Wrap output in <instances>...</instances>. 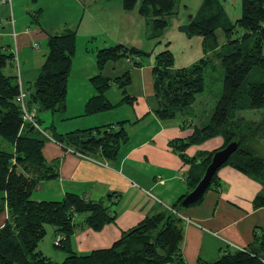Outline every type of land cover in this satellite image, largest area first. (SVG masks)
I'll return each mask as SVG.
<instances>
[{
  "label": "trees",
  "instance_id": "obj_1",
  "mask_svg": "<svg viewBox=\"0 0 264 264\" xmlns=\"http://www.w3.org/2000/svg\"><path fill=\"white\" fill-rule=\"evenodd\" d=\"M121 3L124 11L136 10L144 18L152 40L163 35L171 17L177 12L176 0H121ZM241 7V16L230 24L216 0H204L198 15L180 28L187 37L199 36L203 40V56L191 66L175 69L173 55L168 50L154 57L151 113L165 121L183 112L188 117L186 121L192 123L193 131L187 138L169 142L172 151L189 166L184 177L186 194L198 183L212 155L237 142L236 151L221 168L231 167L262 186L263 192L253 201V207L258 209L264 208V160L255 154V145L264 140V0H241ZM38 19L39 14L34 16L33 23L39 25ZM218 30L223 32L224 44L218 43ZM75 52L74 29H66L59 35H47L44 62L30 90L26 91L27 110L65 111L68 77ZM150 56V52L121 45L98 50L95 54L97 74L90 79L96 94L86 101L82 116L133 104L134 99L126 92L130 74L111 80L103 75L104 68L107 63L123 59H129L133 67L139 68L147 63ZM17 62L13 53L0 51V138L11 146V151L0 149V215L6 213L7 216L0 228V264L181 262L183 232L178 214L185 209L180 202L186 194L170 207L145 217L135 227L123 232L111 247L86 254L73 252L70 244L76 229L100 232L105 225L114 224L116 215L103 201H91L69 192L58 201H35L32 195L36 188L42 182L58 178V161L46 163L42 147L47 139H51L64 149L94 162H111L117 159L129 141L130 124L120 121L64 135L45 136L23 121L17 101L18 75L17 72L14 74V69L19 67ZM216 64L223 70L222 93L212 111L202 112L200 118L192 117L205 100L200 95L205 90L206 72ZM8 67L11 68L9 74L5 73ZM254 71L259 72V79L246 82ZM111 87L120 91L121 99L116 104L106 96ZM241 111L261 112V118L254 122L237 118L236 114ZM36 118L35 123L40 129ZM216 137L223 141L219 149L201 152L194 157L186 155L188 148L200 146ZM218 171L206 192L218 186ZM113 196L108 195V199ZM202 199L188 207L199 204ZM75 218L81 219L80 222ZM47 226L53 228L55 236H63L58 248L66 258L61 263L37 251ZM254 237L256 245L252 248L228 252L214 262L199 261L198 264H264V233Z\"/></svg>",
  "mask_w": 264,
  "mask_h": 264
},
{
  "label": "crops",
  "instance_id": "obj_2",
  "mask_svg": "<svg viewBox=\"0 0 264 264\" xmlns=\"http://www.w3.org/2000/svg\"><path fill=\"white\" fill-rule=\"evenodd\" d=\"M1 1V5L8 6V9L10 7L12 20L11 2L15 0L4 4ZM33 1L39 2V0ZM203 1L180 0L181 6L177 7L176 15L171 17L168 28L156 40H152L149 33L147 37L145 36L146 21L136 10L124 11L121 0H68L69 4L73 3L74 11L67 9L66 12L61 13L62 21H57L51 26H45L47 23L45 19L44 25H40L41 15L45 13L44 6L40 4L32 15L34 18L39 14V25L32 20L31 26H18L12 20V28H9V32L6 28L0 29V51L13 53L18 62L20 55L22 56V64L18 67L22 85L24 81L33 84L44 62L43 56L47 52L45 50L41 56L42 60L36 58L35 63L32 59H27L25 51L31 50L35 43L40 47L44 43L47 46V35H59L66 29H74L76 35H79L83 29L82 21H86L85 24L88 25H97V19H93L95 13L91 9L92 6L97 7L95 12L104 19V23L99 27L104 32L103 36L101 41L93 39L95 48L92 53L96 54L100 49L116 45L145 48L144 51L151 53L147 63L139 68L133 67L129 59L106 64L103 75L108 79L114 80L125 73L130 74L131 79L126 92L134 99L131 105L117 107L121 110L118 116L112 115L108 118L105 117L106 112L95 116H82L86 101L96 94L90 82V79L97 74L95 54L91 59L84 53L85 57L81 59L80 65L72 61L67 91L70 81H75L78 87L85 90L76 98L77 108L74 111L78 112L73 111L75 114L68 115L69 117L64 115L65 118H61L65 125L70 126L65 132H57L53 125L54 132L64 135L120 121H128L130 124L128 125L129 141L122 147L117 159L111 162L103 164L94 162L64 149L51 139H47L42 147V155L46 162L58 161V178L45 182L54 186L46 192L47 198L39 194L43 188H48L43 186L44 182H42L33 193L35 196L37 192L36 198H33L35 201H58L69 192L82 195L91 201H103L110 205L111 213L116 215L114 224L105 225L100 232L90 229L74 232L75 244L79 246L78 254L111 247L123 232L135 227L145 217L170 207L187 192L184 177L189 166L172 151L169 142L187 138L193 131L192 123L186 121L188 117L183 112L174 119L165 121L159 120L151 113L152 64L154 57L165 50L173 55L175 69L187 68L202 58V38L187 37L180 28L198 15ZM77 8L80 10L78 11ZM75 11L79 12L78 16L80 15L81 19L77 16L76 24ZM64 14L69 15L66 19L67 24L63 22ZM78 45L79 38L76 39L74 57ZM113 88L115 87H111L107 94ZM120 99L119 93L117 101H109L116 104ZM68 107L72 108V105H66L65 111ZM132 122L137 123L131 125ZM222 144V139L216 137L200 146L188 148L186 155L194 157L201 152H211L219 149ZM218 181V186L208 190L199 204L180 211L183 232L180 246L182 261H174L170 264L214 262L228 252L252 248L256 245L254 236L264 233V208L253 207L255 197L263 192L262 186L228 166L218 171ZM108 195L114 196L108 199ZM6 218V213L0 215V228ZM75 220L80 222L81 219L75 218Z\"/></svg>",
  "mask_w": 264,
  "mask_h": 264
},
{
  "label": "rangeland",
  "instance_id": "obj_3",
  "mask_svg": "<svg viewBox=\"0 0 264 264\" xmlns=\"http://www.w3.org/2000/svg\"><path fill=\"white\" fill-rule=\"evenodd\" d=\"M67 1L68 0H39L38 3H35L33 0H15L11 2V5H12L11 8H13L12 20L15 21L18 26L27 27V26L33 25L31 24V21L33 20V17H32L33 12L36 11L34 9L36 8L38 9L40 7V4H42L44 6L45 13H42L41 15L40 25H44L43 22L45 19V22H47L45 26H48V25L51 26L55 24L57 21H62L61 13L66 12L67 9L69 11H74L73 3L69 4V2ZM216 3L224 11V14L226 15L230 24H233L241 16V11H242L241 0H216ZM180 6H181L180 0H176V9L177 7H180ZM95 8L97 11V7ZM95 8L94 6L91 7L93 13H95L93 19L95 20L97 19L96 20L97 25L95 24L88 25V24H85L86 21H82L83 29L80 31L81 33L79 35L78 34L76 35V39L79 38V45L77 47L76 56L73 57L72 59L74 64L76 63L77 65H80L81 59L85 57L84 53L86 56H90L91 59H93V55L95 54V53H92L94 52V48H95L93 39L96 38V40L101 41V38H102L101 36H103L104 32H102L103 30H100L99 27L104 23V19H103V16H99L97 12H95ZM9 9H8V6L0 4V29L1 27L6 28L8 32L12 28V23H11L12 20L10 19L11 13ZM77 10L79 11L80 8H77ZM78 11H75L76 14L74 17V22H75V18H77L78 16V13H79ZM64 17L65 18L63 22H66V19L69 17V15L64 14ZM78 19H80V15L78 16ZM7 20H9L8 24H7ZM106 26L109 27L108 24H106ZM91 31L93 33H90ZM149 31H150L149 25H146V34H145L146 37L148 36ZM217 39L219 41L218 43L224 44L225 38L223 36V32L220 30L217 31ZM87 40H88V43H87ZM91 49L93 50L91 51ZM140 49L146 50L145 48H140ZM45 50L47 51L46 43H44L41 47L40 45H38L37 49L32 48L31 50L25 51L27 54L26 57L27 59H30V60L32 59L36 63V58L39 60H42L41 56L45 53ZM17 64L18 66L19 64L20 65L22 64L21 55L19 57V62H17ZM10 70L11 68L8 67L5 73H8V74L11 73ZM15 72H16V69H14V73ZM259 76H260L259 72L254 71L252 75L247 78L246 82H251V81L254 82L259 79ZM222 78H223V70L217 64L215 68H211V67L208 68L206 75H205V90L203 94L200 95V97H202V99H205V100L201 106V109L197 108V110H195V113L194 114L192 113V117L200 118L202 112L206 111L208 113L213 110L215 102L217 101V99L220 97L222 93ZM23 88L26 91L28 88L30 90L31 88L30 83H27L24 81ZM84 90L85 89H82V87H78V84L75 81L74 82L70 81L69 86H68V91H67L68 95L66 97V105H72V108L68 107L65 113L64 112L63 113H51L50 111H40V112L35 111L34 112L35 116L37 117L36 119L39 122L40 129L43 130L46 135L52 136V137H54L55 135H59V133L54 132V130L52 129V125H54L57 132H61V131L65 132V130H67L66 128H68L70 125L68 124L65 125L64 122L61 121V118H65L64 115L65 116L67 115V117H69L72 114H75L73 113V111L76 110L77 108L76 98ZM119 93L120 92L118 91V89L113 88L111 92L107 94L109 97V100H111V102L117 101L119 97ZM199 103L200 102H198L197 106H199ZM120 111L121 110H119V108L112 110V111H108L106 112L105 117L106 118L112 117V115L118 116L119 115L118 113ZM68 112L70 113L68 114ZM74 112H78V111H74ZM92 116H95V115H92ZM236 117L244 119L246 121L254 122V121L260 120L261 112L241 111L236 114ZM0 149L4 151H11V146L0 138ZM255 150H256L255 151L256 156H259L264 160V140L259 142V144L255 145ZM46 163L52 164V162H46ZM43 186L48 187V188H43L39 194H41V197L47 198L48 194L46 192L48 191L50 187H54V186L53 184L47 185L45 182ZM36 196H37V192L35 196L33 195V198H36ZM76 231L78 232L79 230L76 229L75 232ZM54 240H55V234H54L53 228L47 226L46 234L44 238L38 244L37 251L41 252L44 257L54 262L61 263L66 258V254L60 248L53 246ZM70 245H71L73 252H78L77 249L79 246H76L73 236L71 238Z\"/></svg>",
  "mask_w": 264,
  "mask_h": 264
},
{
  "label": "water",
  "instance_id": "obj_4",
  "mask_svg": "<svg viewBox=\"0 0 264 264\" xmlns=\"http://www.w3.org/2000/svg\"><path fill=\"white\" fill-rule=\"evenodd\" d=\"M237 147L238 143L232 142L223 149L216 151L212 155L210 162L206 166L203 175L198 183L189 193L184 196V198L180 202V206L182 208H186L189 205L194 204L196 201L203 197L206 190L211 184L213 175L218 171V169L221 168L222 165L226 163L230 155L236 151Z\"/></svg>",
  "mask_w": 264,
  "mask_h": 264
},
{
  "label": "built area",
  "instance_id": "obj_5",
  "mask_svg": "<svg viewBox=\"0 0 264 264\" xmlns=\"http://www.w3.org/2000/svg\"><path fill=\"white\" fill-rule=\"evenodd\" d=\"M3 4L4 3H10V0H2L1 1ZM33 49H37L38 48V45L35 43L33 46H32ZM16 59V58H15ZM17 60V59H16ZM17 75H18V96H17V101L21 107V110H22V114H23V121L26 122V123H30L31 125H33L36 129H38L42 134H44L46 136V134L44 132H42L38 126L36 125L35 123V110H27V107H26V99H27V92L26 90L23 88V85L21 83V80H20V74H19V70H18V67H17ZM173 212V211H172ZM179 216V214H178ZM63 240V236L62 235H56L55 236V240L53 242V245L54 247H59L61 241Z\"/></svg>",
  "mask_w": 264,
  "mask_h": 264
}]
</instances>
